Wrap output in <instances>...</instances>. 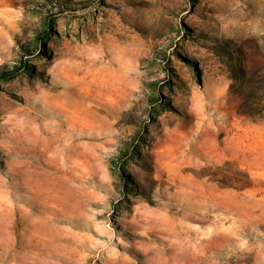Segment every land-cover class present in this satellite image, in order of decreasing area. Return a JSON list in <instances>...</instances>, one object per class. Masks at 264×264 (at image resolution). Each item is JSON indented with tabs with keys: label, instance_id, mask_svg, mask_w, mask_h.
<instances>
[{
	"label": "rangeland",
	"instance_id": "rangeland-1",
	"mask_svg": "<svg viewBox=\"0 0 264 264\" xmlns=\"http://www.w3.org/2000/svg\"><path fill=\"white\" fill-rule=\"evenodd\" d=\"M10 69L0 264H264V0H0Z\"/></svg>",
	"mask_w": 264,
	"mask_h": 264
},
{
	"label": "trees",
	"instance_id": "trees-1",
	"mask_svg": "<svg viewBox=\"0 0 264 264\" xmlns=\"http://www.w3.org/2000/svg\"><path fill=\"white\" fill-rule=\"evenodd\" d=\"M48 36L49 35H48V32H46V29L42 28L40 30V33L35 37V41H37V40L42 41L43 38L48 37ZM242 67H243V65L239 62L237 68L240 69L241 72L243 73V81H244V76L247 75V73H246V70L244 68H242ZM16 71H17L16 69L15 70L14 69H10V70H5V71L2 70L1 73H0V77L4 81H8V80H10V79H12V78H14L16 76ZM230 71H231V78L233 80H237L236 74L234 73V69L231 68ZM252 84L255 85L254 83H252L251 80H248V81H246V85L245 86H246V88L248 87V88H252V89L258 90V87L257 86L253 87Z\"/></svg>",
	"mask_w": 264,
	"mask_h": 264
}]
</instances>
